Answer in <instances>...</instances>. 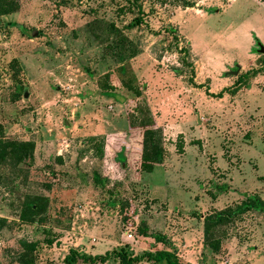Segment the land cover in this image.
I'll return each instance as SVG.
<instances>
[{
  "label": "rangeland",
  "instance_id": "374dc122",
  "mask_svg": "<svg viewBox=\"0 0 264 264\" xmlns=\"http://www.w3.org/2000/svg\"><path fill=\"white\" fill-rule=\"evenodd\" d=\"M260 45L264 0H19L0 15V130L34 141L25 185H0V216L18 220L26 190L49 198L44 223L1 230L0 255L23 238L37 242L40 264H61L70 247L121 246L186 264H264L262 211L237 214L218 251L203 242L204 216L264 201ZM143 101L163 148L151 171L138 168L141 131L130 128Z\"/></svg>",
  "mask_w": 264,
  "mask_h": 264
},
{
  "label": "trees",
  "instance_id": "16d2710c",
  "mask_svg": "<svg viewBox=\"0 0 264 264\" xmlns=\"http://www.w3.org/2000/svg\"><path fill=\"white\" fill-rule=\"evenodd\" d=\"M19 0H0V15L17 10ZM140 23L139 17H135L130 26ZM186 52V50H184ZM187 53V52H186ZM105 78H108L109 72H106ZM103 89H114V85L104 82ZM136 95H140L139 90L135 89ZM220 93L218 94V96ZM130 128H140V151L136 153L139 159L138 168L151 171L154 165L158 164L163 158V148L161 145V131L156 126L150 109L146 102H137L133 112L130 113ZM92 149L98 157L104 153L103 143L94 144L96 138L90 137ZM34 141L18 140L7 138L0 130V185H4L7 190L16 192L20 186H24L27 181L29 167L33 163ZM60 159V158H59ZM116 162H120L114 154ZM97 179L98 177L95 176ZM27 178V179H26ZM49 204L48 196L34 191L26 190L18 199V220H9L0 216V232L5 227L20 223H44L46 221V210ZM130 207V208H129ZM120 211L123 213L122 221L126 226L134 225L133 212L128 200H122L119 204ZM128 210L127 212V209ZM245 210L262 211L264 213V201L257 196H248L235 209L231 207L223 208L217 212L207 214L203 218V242L213 251H218L220 241L224 233V226L233 221L237 214ZM139 231L146 233L143 222L140 223ZM157 241H164L165 237L160 234H154ZM36 241L19 239L18 246L4 250L0 255V264H40L36 258ZM119 264H138L142 261L151 264H186L170 250H144L140 253H133L127 246H121L105 251L103 254H88L79 251L75 247H70L64 255L61 264H107L108 262Z\"/></svg>",
  "mask_w": 264,
  "mask_h": 264
},
{
  "label": "water",
  "instance_id": "95a60500",
  "mask_svg": "<svg viewBox=\"0 0 264 264\" xmlns=\"http://www.w3.org/2000/svg\"><path fill=\"white\" fill-rule=\"evenodd\" d=\"M36 34V32L32 33V36H34ZM260 52L264 53V47L262 45H260ZM24 96H27V93H24Z\"/></svg>",
  "mask_w": 264,
  "mask_h": 264
}]
</instances>
